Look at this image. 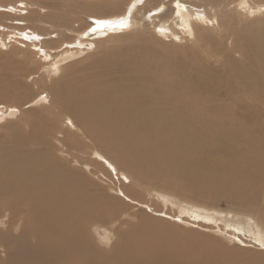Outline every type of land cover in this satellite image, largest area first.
Returning <instances> with one entry per match:
<instances>
[{
    "label": "bare ground",
    "instance_id": "bare-ground-1",
    "mask_svg": "<svg viewBox=\"0 0 264 264\" xmlns=\"http://www.w3.org/2000/svg\"><path fill=\"white\" fill-rule=\"evenodd\" d=\"M196 1L180 0L187 6L185 11L175 7L176 0H166L138 16L144 9L139 8L142 0H135L124 16L128 19V28L96 33L89 30L86 33L108 36V31L115 33L144 28L156 19L155 16H148L147 12H156L159 8L164 9L160 21L165 20L166 11L172 15L170 20L162 22V31L174 27L184 35H192L197 23L218 25L217 17H209L203 6L196 8ZM203 1L208 3L210 13L221 17L226 31L232 34L234 31L235 35L237 29L233 27L234 21L229 13H225L215 0ZM25 6L28 8L30 4L26 2ZM108 6L113 8L112 4ZM0 8L9 9V5H0ZM73 12L65 10L44 21H56L59 27L70 30L71 21L75 19ZM177 12L180 14L177 15ZM259 12L261 9L256 13ZM76 16L80 18L77 23L79 32L84 25L89 29L92 20L96 19H90L92 16L86 17L83 13ZM145 16L148 17L144 19ZM97 18L119 20L122 17ZM18 19L19 23H28L27 18ZM58 32L61 35L65 33ZM240 36L241 33L236 38L239 40ZM79 41L82 42L81 39ZM35 42L32 48L43 41ZM48 43L55 44L51 39ZM243 57L246 58L245 53ZM114 59L108 56L94 63L96 71L87 75L90 80L85 71L77 76L80 81L75 75L68 78V74L64 73L48 87L52 104L73 117L88 137L83 139L98 147L105 160L112 159V163L130 174L137 185L166 187L172 194L195 195L203 202L213 201L220 191L230 201L238 200L241 204V198L258 192L259 181L264 182V129L255 118L250 119V115L255 114L259 118L260 113H244L248 107L240 109L242 113H235L234 110L239 99L235 95L237 92L264 106V64L261 59H258L257 67L242 65L236 69L238 72L232 67L233 58L229 56L226 60V66L231 71L228 77L230 87L222 91L223 98L230 96L231 105L227 102L216 104L213 99L200 94L205 87L216 86L214 83H219V79H209L207 85L195 86L192 78L174 80L166 73L142 76L133 58L126 59L128 63L124 65L127 66L119 71L115 68L119 62H114ZM109 72H114V77H108ZM102 77L108 78L100 79ZM42 104L48 105V112L54 110L50 101ZM5 109L0 107V113ZM7 115L0 114V121ZM25 125V133L21 135L18 132L21 125L10 126L7 138L0 141V222L8 217V228L13 232L15 228L19 229V234H12L15 236L0 230L1 238L9 235L8 245L0 253V256L5 253L6 257L4 260L0 258V264H219L210 260L206 248H201L198 253V248L192 245L190 238L193 236L190 233L180 237L170 225L150 215L141 216L145 214L141 210L137 222L129 224L122 221L119 200L96 196L90 187V179L84 173L66 168L63 159L59 160L58 155L56 157L54 153L57 150H53L55 148L45 129L36 126V123L26 125L28 127ZM63 142L68 143L74 154L80 152L78 148H82L83 152L88 150L77 135H68ZM125 196L127 199L128 195ZM192 219L200 220L199 223L194 222L197 228L217 222H213L212 216H200L199 212H193ZM257 219L264 227V210L257 214ZM154 221L161 226H155ZM215 228L218 231L223 228L230 230L242 243L246 241L242 238L248 235H244L239 225L227 223L223 228ZM99 229L116 236L114 241L111 239V245L101 243L106 235H102ZM246 239H250L253 245L264 244L262 235ZM262 250L264 252V248Z\"/></svg>",
    "mask_w": 264,
    "mask_h": 264
},
{
    "label": "rangeland",
    "instance_id": "rangeland-1",
    "mask_svg": "<svg viewBox=\"0 0 264 264\" xmlns=\"http://www.w3.org/2000/svg\"><path fill=\"white\" fill-rule=\"evenodd\" d=\"M23 1H26L30 6L26 8V2L20 1V3L18 0H0V5H9V9H12L9 12L7 8H4L5 10L0 8V107L7 108L0 114H8L3 118V121H0V141L7 138L8 130H11L10 126L21 125L18 130L21 135L26 130L23 125L26 123V125L36 123V126L45 129L47 138L51 139L50 143L55 148L53 150H57V152L55 151L57 154H54L56 157L59 156V160L63 159V163L66 164L64 166L72 171L76 170L78 173H84L90 179V187L93 192H96V196L104 199L113 197L121 202L118 208L121 207V214L119 213V215L122 216V221H127L129 224L137 222L138 213L141 210L145 212L141 216L150 215L157 221L159 220L170 225V228L175 230V234H179L180 237H182L181 235L186 236L190 233L189 235L193 236L190 238L192 245L198 248V253L201 248H206L211 258L210 260L215 263L264 264L262 247L253 245L250 239H246L248 236L251 238L252 236L262 235L264 242V227L260 225L257 219V214L264 210V182L262 180L258 183V192L254 196L248 195L245 198H241L243 199L241 204V201L238 202V200L230 201L220 191L214 197L215 200L203 202L195 195L190 196L186 193L178 192H176L177 195L172 194L166 187L163 189L157 185H154L153 188L150 185L146 187L137 185L132 177H130V174L120 169L115 163H112L114 162L112 159H110L111 162L110 160L107 161V158L105 160L98 147H95L91 142L85 141L88 137L73 117L67 111H64L60 107L57 108V106L52 104V94L50 89H48L49 85L52 86L55 83L54 81L64 73L68 74V78L74 75L77 77L82 72H86V76L90 75V73L96 71L93 66L94 63L112 56L116 58L114 62H119L115 65L117 70L127 66L124 65L126 62L128 63L126 59L133 58V61H135L133 63L142 76L166 73L174 80L192 78L193 85L195 86L207 85L209 79H214L215 81L219 79V83H214L217 87L204 86L205 88L200 94L203 97L213 99L216 104L227 102L228 105H231L229 103L230 96L223 98L224 93L222 91L230 87L228 85L230 84L228 77L231 71L226 66L228 57L233 58L235 65L233 64L232 67L235 70L239 69V66L242 65L244 67H257L256 64L259 63L258 59H261L264 64V0H215L220 5L219 7L224 9L225 13H229L233 18V27L237 29L235 35L234 31L233 34L226 31V27L222 25V19L219 15H214L207 10L208 3L203 0H197L195 2L196 8L203 6L209 17H217L218 25L215 23L209 26L197 23L192 29V35H184L174 27L171 28L173 32L170 29L162 31L164 29L160 27L162 22L170 20L172 15L166 11L163 18L165 20L160 21V15L163 11H156V13L150 10L146 11L147 15L150 16L148 14L150 12L155 13L156 15H151V18L155 16L154 18L156 19L151 23L149 22L144 28H139L138 30L132 28L115 33L108 31V36L88 35L86 32L89 29H86V25L79 32L77 23L80 18L76 15H82L83 13L86 17L92 16L90 19L95 17L96 19H98L97 17H124L135 0ZM144 1L142 0L139 5V8L144 10L140 11L138 16L145 12V10L158 7L166 0ZM21 4L24 5V8L20 7ZM109 4H112L113 8H110ZM260 9L261 12L259 14L256 13ZM65 10L76 13V15L74 12L72 13L76 20L71 21V26L74 31L79 33L71 31L72 28L68 30L59 27L56 21L54 23H52L53 20L44 21L45 18H54V15ZM39 16L43 18L40 19ZM148 16H145L144 19ZM18 17L27 18L26 21L28 23H19ZM158 29L161 31H158ZM49 30L52 32L50 33ZM58 30L63 31V33L65 32L64 35H61ZM25 33L29 37L39 34L42 39L36 42L25 40ZM239 33H241V36L238 40L236 35ZM14 35L16 36L14 37ZM50 39L55 44H49L48 40ZM80 39L81 43H79ZM234 40L235 44L233 43ZM34 42L36 44L37 42L42 43L32 48ZM37 47L43 49V51L38 52L35 49ZM253 48L257 51L255 52ZM209 52L212 54L211 56L206 54ZM61 53L63 54L61 55ZM115 53L116 55H113ZM243 53H245L246 58L243 57ZM145 60H147V64H144ZM113 75H115L114 72H109L108 77L112 78L114 77ZM78 79L80 81V78ZM87 79L90 80L91 78L87 76ZM235 95L239 97L236 102L235 113H242L239 110L247 107L248 109L244 113L259 112V118L253 114L252 117L250 115V119L255 118L264 129V106L259 101L248 100L246 94L243 95V93L237 92ZM41 97H45V99H41ZM48 101H50L54 108L51 113L47 110L48 105L42 104ZM14 108L17 109L15 113L12 111ZM69 118L74 120L76 124L75 129L67 124ZM68 135H77L84 142L88 150L83 152L82 148H78L80 152L74 154V150L67 145L68 143L63 142ZM122 192L128 195L127 199ZM239 207L242 208L240 209ZM193 212H199L200 216H212L213 222L217 220L216 223L218 224L211 223L206 225V227L197 228L196 223H199L200 220L192 219ZM154 218L152 220H155ZM7 219L8 217L1 219L0 230L4 234L6 233L11 236H15L12 234H19L18 228H15L14 232L8 228L9 221ZM157 221H154L153 224L161 226ZM227 223L233 226L239 225L244 230V235L248 234L246 238H242L243 241L250 240V243L246 241L240 242L239 238L229 232L230 230L224 229L223 227ZM218 226H221L223 230L218 231L215 228ZM99 231L102 235H106L103 239L107 237L114 241L115 235L105 234L101 229ZM9 235L4 238L0 237V253L1 249L8 245ZM188 251L192 255L198 256L196 252ZM5 257V253L0 256L2 260Z\"/></svg>",
    "mask_w": 264,
    "mask_h": 264
},
{
    "label": "snow or ice",
    "instance_id": "snow-or-ice-1",
    "mask_svg": "<svg viewBox=\"0 0 264 264\" xmlns=\"http://www.w3.org/2000/svg\"><path fill=\"white\" fill-rule=\"evenodd\" d=\"M21 8H24V5L21 4L20 5ZM175 7L177 9H180V10H187V6L182 4L180 2V0H176V3H175ZM164 9L163 8H159L157 9L158 12H162ZM8 11H12V9H8ZM155 13H149V15H154ZM180 13L177 12V15H179ZM202 17H197V19H201ZM210 23H215V21H209ZM129 27V23H128V19L125 18V17H122L120 18L119 20H107V19H93L92 22H91V25H89V30L91 33H96L97 31H104V30H108V29H111V30H116V29H126ZM158 31H161L160 29H158ZM24 39L25 40H31V41H39L42 39V37H40L39 35H32L31 37H29L27 35V33L24 34ZM38 52H42L43 49L37 47L36 49ZM207 55L211 56L212 54L209 52V53H206ZM41 99H45V97H41ZM12 111L15 113L17 112V109H12ZM67 124L72 127L73 129L76 128V124L74 123V120L72 118H69L67 120ZM101 243L103 244H110L111 243V240L110 238H104L101 240ZM262 248H264V244H261L260 245Z\"/></svg>",
    "mask_w": 264,
    "mask_h": 264
}]
</instances>
